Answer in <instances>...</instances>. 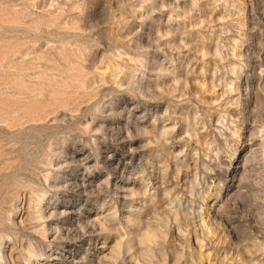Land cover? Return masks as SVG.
<instances>
[{
    "label": "rangeland",
    "instance_id": "1",
    "mask_svg": "<svg viewBox=\"0 0 264 264\" xmlns=\"http://www.w3.org/2000/svg\"><path fill=\"white\" fill-rule=\"evenodd\" d=\"M0 264H264V0H0Z\"/></svg>",
    "mask_w": 264,
    "mask_h": 264
},
{
    "label": "bare ground",
    "instance_id": "2",
    "mask_svg": "<svg viewBox=\"0 0 264 264\" xmlns=\"http://www.w3.org/2000/svg\"><path fill=\"white\" fill-rule=\"evenodd\" d=\"M88 233V232H87Z\"/></svg>",
    "mask_w": 264,
    "mask_h": 264
}]
</instances>
